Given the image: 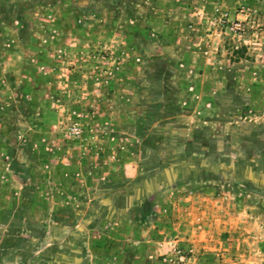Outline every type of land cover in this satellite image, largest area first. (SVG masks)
<instances>
[{
  "label": "rangeland",
  "instance_id": "obj_1",
  "mask_svg": "<svg viewBox=\"0 0 264 264\" xmlns=\"http://www.w3.org/2000/svg\"><path fill=\"white\" fill-rule=\"evenodd\" d=\"M33 256L264 264V0H0V264Z\"/></svg>",
  "mask_w": 264,
  "mask_h": 264
},
{
  "label": "trees",
  "instance_id": "obj_2",
  "mask_svg": "<svg viewBox=\"0 0 264 264\" xmlns=\"http://www.w3.org/2000/svg\"><path fill=\"white\" fill-rule=\"evenodd\" d=\"M228 49H229L230 52H232L233 56H237L239 54V52L236 49H234L232 46L230 47V45H229ZM171 166H172V168H176L177 167L175 163H173V165H171ZM92 242L96 243V245H94V247H96V248H98L99 244L101 245V247H99L101 249H105V248L109 247L108 246L109 245V240L105 239V238L101 239V240H93ZM22 263H24V262H22ZM29 264H38V258L36 256H33V261L30 262Z\"/></svg>",
  "mask_w": 264,
  "mask_h": 264
},
{
  "label": "crops",
  "instance_id": "obj_3",
  "mask_svg": "<svg viewBox=\"0 0 264 264\" xmlns=\"http://www.w3.org/2000/svg\"><path fill=\"white\" fill-rule=\"evenodd\" d=\"M212 209H214V207L213 208H208V210H212Z\"/></svg>",
  "mask_w": 264,
  "mask_h": 264
}]
</instances>
